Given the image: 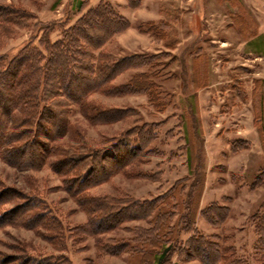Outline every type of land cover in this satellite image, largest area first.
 I'll use <instances>...</instances> for the list:
<instances>
[{
  "label": "rangeland",
  "instance_id": "374dc122",
  "mask_svg": "<svg viewBox=\"0 0 264 264\" xmlns=\"http://www.w3.org/2000/svg\"><path fill=\"white\" fill-rule=\"evenodd\" d=\"M0 5L27 14L23 24L0 29V55L11 58L25 46L46 54L44 35L51 45L79 22L86 26L100 16L98 30L120 29L99 48L87 45L93 67L122 70L87 98L96 110L109 112V122L92 123L68 103L64 118L71 132L56 139L65 151L81 144L85 151L103 149L121 158L96 159L85 184L70 181L75 185L70 193L71 183L50 170L52 158L38 170H17L0 159V191L12 187L40 199L47 223L56 226L50 232L0 228V260L25 249L30 256L64 257L60 264H154L156 251L145 252L160 237L164 248L171 243L165 238L178 240L164 264H201L187 252L190 238L213 249L233 247L247 264H258L264 0H0ZM140 74L149 88L127 86ZM79 90L75 85L72 93ZM40 138L45 140L44 131ZM114 145L123 146L113 150ZM137 145L142 148L129 158V148ZM3 204L0 213L14 206Z\"/></svg>",
  "mask_w": 264,
  "mask_h": 264
},
{
  "label": "trees",
  "instance_id": "16d2710c",
  "mask_svg": "<svg viewBox=\"0 0 264 264\" xmlns=\"http://www.w3.org/2000/svg\"><path fill=\"white\" fill-rule=\"evenodd\" d=\"M26 16L27 14L16 8L0 5V29L8 28L9 25H21L26 20ZM102 21L103 19L97 16L86 26L79 22L65 32L62 39L51 45L47 39L48 36L44 35L41 45L46 54L33 47L25 46L11 58L0 55V159L17 170H38L47 158H52L49 161V168L64 178L65 185L68 186V182L71 183V186L67 188L69 193L75 186L72 187L74 184L72 182L75 184L77 182L76 186L81 187L92 176L94 172L92 167L96 159L104 161L107 158L115 160L121 158L103 149L100 152L85 151L80 142L79 146H69L66 151L56 143V139L63 137L66 132H71L72 125H69L64 118L69 112L68 103L77 106L83 113V117L92 123L109 122L108 111L96 110L87 102L89 96L97 90L106 88L107 83L122 71L118 65L111 71H102L93 67L94 62L91 61L92 57L87 51V45L94 49L99 48L109 36L120 29L114 28L110 33L105 34L104 31L98 30ZM117 25L119 26V23ZM101 39L102 42H100ZM95 61L98 63L97 59ZM75 85H81V91L79 90V94L76 93V95L72 93ZM148 85L145 74H140L133 77L127 86L134 90H143ZM40 131L45 132V140H41L42 132ZM78 133L76 127L73 131L75 139ZM122 146L114 145L112 148L116 150ZM123 147L128 148L129 145L125 144ZM140 148L142 147L138 145L131 146L130 151L127 152L128 157L134 158L137 155L136 149ZM57 153L61 156L59 157ZM120 165L127 166L125 162ZM36 199H29L23 192L12 187L0 191V205L14 204L11 209L0 213V228L16 225L29 230L42 227L47 232L54 231L56 226L53 221L47 223L46 212L39 207L40 199ZM132 212H134L133 209H129L127 213ZM194 215L195 210L192 211V219ZM257 218L260 227L254 256L258 264H264V214ZM97 229L100 228L97 226L94 228L95 231L92 230L93 234ZM157 239L161 240L157 237L149 241L151 244L147 242L154 249L146 251L145 254L153 252L152 250L156 251L153 263L164 264L172 244L177 243L178 240L172 242L170 238H165V241H171V243L164 248L165 242L160 243ZM211 246L212 244L203 242L201 239L190 238L186 249L190 253V258L198 259L201 264H247L243 258L237 256L233 247L221 245L213 249ZM28 254L25 249H20V255L12 254L7 257L6 262L0 260V264H9V262L12 264L13 262L16 264H60L65 261L64 257L56 258L54 255L37 257Z\"/></svg>",
  "mask_w": 264,
  "mask_h": 264
}]
</instances>
